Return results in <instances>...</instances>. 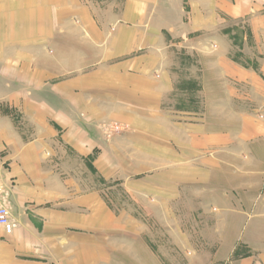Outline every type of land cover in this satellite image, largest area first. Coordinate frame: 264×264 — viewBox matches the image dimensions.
<instances>
[{"label":"crops","instance_id":"crops-1","mask_svg":"<svg viewBox=\"0 0 264 264\" xmlns=\"http://www.w3.org/2000/svg\"><path fill=\"white\" fill-rule=\"evenodd\" d=\"M245 24L246 40L262 43L264 58V0H0V178L17 225L8 236L0 230V250L10 251L5 264L35 261L48 244L62 250L64 226L78 227L84 212L95 216L96 194L81 197L78 183L58 174L77 167L59 161V145L83 164L98 151L88 165L93 169L114 165L118 153L126 191L135 192L133 170H168L152 179L160 201L218 194L229 205V193L237 191L232 183L200 181L191 171L218 169L214 161L234 134L172 121L151 75L159 71L161 43L200 40ZM257 88L262 118L250 117L244 135L254 170L249 218L262 220L248 241L255 255L244 264H264V77ZM106 122L136 123V131L113 146L96 131ZM209 152L217 154L213 162ZM224 209L231 218L243 216L234 206ZM49 222L54 243H48Z\"/></svg>","mask_w":264,"mask_h":264},{"label":"rangeland","instance_id":"rangeland-1","mask_svg":"<svg viewBox=\"0 0 264 264\" xmlns=\"http://www.w3.org/2000/svg\"><path fill=\"white\" fill-rule=\"evenodd\" d=\"M247 33L245 24L224 28V32L200 40L165 41L161 43L159 71L151 75L153 81L160 83L157 92L162 100L161 110L165 115L171 114L172 121L205 123L208 132L234 134L228 138V147L218 154L222 162L215 160L217 154L206 155L209 161L215 160L218 169L191 171V176L200 181L227 187L232 183L237 190L229 193L233 201L228 205L221 195H203L201 199L193 193L182 194L177 201H160L153 193L159 186L152 179L166 177L168 170H133L131 180L137 186L135 192L126 191L118 153L114 155V165L106 162L104 169H93L88 165L97 162L98 151L83 164L66 146L59 145V161L74 162L77 167L58 174L73 178L78 183L74 189L81 197L96 194L99 200L95 216L82 213L78 227L64 226L62 250L48 244V249L36 253L32 259L35 261L26 264H54L57 258H63V264H244L255 255L248 241L255 236L257 220L262 219L249 218V214H255L249 210L253 195L248 193L254 170L248 164L250 145L244 131L250 117L258 121L262 118V108L254 94L256 87L263 84L264 58L262 43H249ZM254 75L259 81L252 79ZM134 125L106 122L98 125L96 131L108 144L117 146L122 136L135 133ZM146 127L149 129L152 124ZM179 172L182 176L190 174L189 170ZM0 180L7 202L8 189ZM233 206L243 216L231 218V211L224 208ZM55 230L49 222L48 243L55 240ZM260 237L264 238V232ZM9 252L1 248L0 264H5Z\"/></svg>","mask_w":264,"mask_h":264},{"label":"built area","instance_id":"built-area-1","mask_svg":"<svg viewBox=\"0 0 264 264\" xmlns=\"http://www.w3.org/2000/svg\"><path fill=\"white\" fill-rule=\"evenodd\" d=\"M4 193L5 188L0 180V228L4 230L5 234L11 235L14 233L17 225L11 218L9 200L6 202L3 199Z\"/></svg>","mask_w":264,"mask_h":264}]
</instances>
